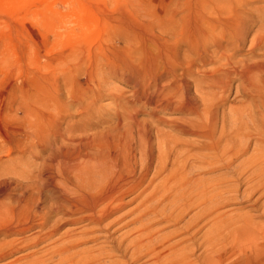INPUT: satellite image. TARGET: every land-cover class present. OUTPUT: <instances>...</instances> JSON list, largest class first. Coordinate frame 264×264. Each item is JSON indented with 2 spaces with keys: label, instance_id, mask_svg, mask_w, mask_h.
Wrapping results in <instances>:
<instances>
[{
  "label": "rangeland",
  "instance_id": "rangeland-1",
  "mask_svg": "<svg viewBox=\"0 0 264 264\" xmlns=\"http://www.w3.org/2000/svg\"><path fill=\"white\" fill-rule=\"evenodd\" d=\"M202 21L209 27L220 24L216 31L222 33L218 36L222 41L217 39L218 42L213 44L208 37L204 42L207 44L206 53L199 57L186 40H192L196 27ZM262 23L264 0H0V172L10 173L9 178H26L33 174L34 166L41 160L38 159V162L37 158H32L30 145L25 141V133L30 132H36L45 139L44 157L50 153L49 150L65 142L71 148L80 141L95 145L109 142L112 148L133 149L136 152L143 148L142 144H149L152 160L150 163L142 158L138 161V154L139 164L134 167L136 176L146 175L144 187L148 191L145 194H150L155 188L153 185L159 184L157 181L160 182L166 175L154 179L157 153L165 142L169 144L168 140L175 138L188 143L193 149L197 144L207 147L208 141L202 138L177 133L175 124L181 121L190 125L194 121L205 126L208 112L216 113L214 128L206 125L216 140L222 118L226 116L227 124L231 125L233 114L229 111L230 107L247 109L255 105L253 96L264 97V89L259 93L255 89L248 91L237 78H232L231 82L225 79L216 71L218 66L214 65L215 55L224 50L232 57V63L240 67L239 70L243 66L260 67L264 64ZM256 39L261 45L253 46ZM142 67L151 68L153 77H141ZM255 78L264 82V74ZM225 81L228 85L223 84ZM178 82L187 87L188 93H183L191 94L190 98L198 100L199 118L175 110L177 103L171 104V108L145 105L144 94L151 97L161 92L166 98L175 90L177 92ZM213 82L216 86L212 85ZM218 84L229 88L226 87L225 93H222ZM195 91L217 94L220 105L216 103L213 109L209 107L204 116L203 108L210 105L209 99L201 101ZM175 95L181 97L182 92L178 91ZM252 139L255 145L256 139ZM219 145H223V141ZM250 151L233 160L228 167L223 165L224 168L216 167L209 173L201 174L202 178L207 181L226 177L234 180L237 166L248 158ZM172 161L173 158H170L167 171L171 170ZM193 173L188 177L191 181L196 177ZM244 179L242 177L240 182ZM150 180H153L151 184L148 183ZM261 194L264 190L248 194L246 185L240 184L235 186L233 195L220 193V196H208L203 221L198 228L194 226V214L198 209L191 208L176 226L159 229L158 236H168L189 228L186 245L191 253V262L208 264L211 258H215L214 254L209 249L203 250L204 247L196 248L195 239L213 234V224L219 219H224L218 223L227 227L226 224L232 220L226 218L236 219L243 217L244 213L252 216L258 226L264 227V196ZM232 196L234 200L226 201ZM132 197L127 196L126 202ZM214 203L220 204V208L218 214L210 215L207 211ZM135 204H128L125 211ZM165 208L164 215H167L170 211L167 206ZM120 225L112 227L109 232ZM160 226L163 224L156 227ZM231 226L228 224V227ZM84 227L85 223L62 226L59 234L71 228L73 236ZM226 227H222V234L226 232ZM129 228L115 233L112 240L119 241L120 234ZM103 234L94 233L98 239L82 243L79 249H91L93 246L92 250H95V247L106 246L102 249L110 259H106L105 264L114 259H118L119 264H147L146 258L135 263L129 260V254L121 257L117 250L111 249L113 243L102 237ZM183 236L171 237L168 244H175ZM211 236L215 237L214 234ZM225 238L218 255L221 264H264V239L258 241L261 250L251 254L240 252L234 244L228 247L229 238ZM191 239L195 243H191ZM224 245H228L227 248Z\"/></svg>",
  "mask_w": 264,
  "mask_h": 264
},
{
  "label": "bare ground",
  "instance_id": "bare-ground-1",
  "mask_svg": "<svg viewBox=\"0 0 264 264\" xmlns=\"http://www.w3.org/2000/svg\"><path fill=\"white\" fill-rule=\"evenodd\" d=\"M219 27L220 24L209 27L202 21L200 26L196 27L192 40H186L187 45H192L196 55L201 57L206 53L207 44L204 42L208 37H211L213 44L218 42L217 39L222 41V38L218 37L221 32L216 31ZM261 27L264 28V23ZM258 43L256 39L253 46L261 45ZM218 54L214 57V65L218 66L216 71L221 73L225 79L231 82L232 78H237L248 91L255 89L259 93L264 89V82L255 78L258 74H264V64L260 67L243 66L239 70L240 67L232 63V57L226 55L225 50ZM152 73L151 68L147 67L142 69V76L140 73L135 74L147 79L152 76ZM131 80L130 82L135 79ZM154 80L150 82L156 83ZM179 84L180 86L176 88L177 92L175 90L173 95L167 96L168 99L161 92L151 97H146L144 94L145 105L149 107L157 104L156 107L169 108L171 104L177 103L178 107L175 110L199 118L198 100L190 98L191 94L188 96L183 93L184 91L188 93L187 87ZM214 84L216 83L213 82L212 85ZM223 84L228 85L226 81ZM223 84L222 87L218 85L222 88V93H225L228 86ZM178 91L182 92L181 97L175 95ZM197 91H195L196 95L198 94L201 101L206 102L209 99L208 104L210 105H204L203 108L204 116L207 115L209 107L213 109L216 103L217 106L220 105L218 102L220 97H217V94ZM253 98L260 100H253L255 103L253 107L229 108L233 114V120L231 125H228L226 116L222 118L217 141L211 129L206 126L214 128L217 123L216 113L208 112L204 127L194 121L193 124L190 121V125L189 122L181 123V121L175 124L177 133L202 138L208 141L207 147L197 144V147L193 149L188 143L175 138L168 140L169 144L165 142L161 146L160 153H157L154 179L156 176L158 179V176L166 175L161 176L160 182L157 181L159 184L153 185L155 188H152V191L149 187L150 194H145L148 191V188L144 187L146 175L136 176L134 167L139 164L140 158L148 163L152 160V150L148 147L149 142L147 141L145 142L148 146L142 144L143 148H139L137 152L129 148H127L129 150L119 147L112 148L109 142L95 145L90 144L92 142L89 141H80L76 145L74 143L72 148L65 142V145L62 143V146L59 145L49 150L50 153L44 157L42 153L46 150L45 139L36 132L25 133L24 138L30 145L32 158L40 159L41 163L35 165L31 172L33 174L26 178L22 176L9 178L10 173L0 172V263L8 261L5 264H105V260L110 259V256L102 249L106 246L102 248L98 246L97 249L95 247V250H92L93 246L91 249H79L81 245L95 242L98 239L94 233L104 232L102 237L113 243L111 249L117 250L121 257L129 254L131 262L136 263L146 258L147 264H196L191 262V253L186 245L190 236L189 228L182 232H172L164 237L158 236V231L176 226L191 208L198 209L194 214V226L198 228L200 222L203 221L204 205L208 196H220V193L221 195H233L235 186L239 187L240 184L246 185L248 194L264 190V97L255 95ZM252 137L256 139L255 145L252 144L254 140ZM73 140L71 142H74ZM220 141H223V145H219ZM249 151L251 154L248 158L243 159L236 168L235 174L238 179L231 180L226 177L207 181L202 178L201 174L209 173L213 168H221L223 165L228 167L233 160L247 155ZM171 155L173 157H170ZM170 158H173L171 170L167 171L166 166ZM192 173L196 176L193 181L188 178ZM242 177L245 179L240 182ZM152 181L148 183L151 184ZM129 195L133 197L126 202V197ZM261 195L264 196V194ZM231 200H234L233 196L226 201ZM133 203H136L134 207L125 211L127 205ZM166 206L170 212L164 215ZM219 208L220 204L214 203L207 213L218 214ZM226 219L232 220L228 221L230 222L228 224L232 225L231 228L226 224L230 229L218 223L219 219L213 224L215 237L210 238L213 235L211 234L210 236L205 235L200 240L195 239L197 240L196 248L204 247L203 250L209 249L214 254L215 258H211L208 264H221V258L218 255L225 237L229 238L230 245L227 246L232 247L231 244H234L233 246L241 250L240 252L256 254L261 250L258 241L264 239V227L258 226L255 221L254 223L252 216L249 217L244 213L243 217ZM222 220L224 219L220 221ZM82 223H85V227L75 233V236H72L71 228L59 234L62 226H77ZM119 224L121 225L117 229L109 232L112 227ZM161 224L163 226L156 227ZM222 227L227 228L224 234L221 233ZM127 228L129 229L120 234L119 239L117 238L119 241L112 240L115 233ZM176 235L185 236L175 244H168V239ZM191 243L195 242L191 239ZM42 245H44L43 248ZM227 246L223 247L227 248ZM207 253L209 254V251ZM114 260L110 264H119L118 259ZM201 262L205 263L202 259Z\"/></svg>",
  "mask_w": 264,
  "mask_h": 264
}]
</instances>
